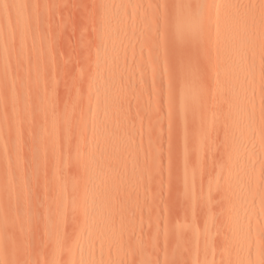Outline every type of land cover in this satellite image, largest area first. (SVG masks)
<instances>
[{
    "label": "rangeland",
    "instance_id": "obj_1",
    "mask_svg": "<svg viewBox=\"0 0 264 264\" xmlns=\"http://www.w3.org/2000/svg\"><path fill=\"white\" fill-rule=\"evenodd\" d=\"M178 1L0 0V264H74L93 171L106 264H264V0Z\"/></svg>",
    "mask_w": 264,
    "mask_h": 264
},
{
    "label": "bare ground",
    "instance_id": "obj_2",
    "mask_svg": "<svg viewBox=\"0 0 264 264\" xmlns=\"http://www.w3.org/2000/svg\"><path fill=\"white\" fill-rule=\"evenodd\" d=\"M181 1V2H180ZM180 1H178L179 2V6L177 7V9H178V13H177V15H176V18H175V22H176V31H177V33H180V34H184L185 32L187 33V32H193L195 29H196V25H197V23H196V21H197V17H196V15H195V12H197L198 13V15L200 16V15H202V14H204L205 13V11L204 10H208L209 8H210V0H204L202 3L203 4H201V5H199V6H197V9L195 8V11L193 12V14L191 13V11L192 10H190V13H189V10H188V8H187V3H185L183 0H180ZM199 2V1H198ZM200 2H201V0H200ZM232 2H230V0H224L223 2H222V4L219 6V13H217L216 14V16H215V18H216V20L217 21H220V30L222 31V33L223 32H225L229 27H230V21H229V18H230V15L232 14L231 13V11H232V9H231V5L233 4H231ZM196 4V3H195ZM195 4H194V7H195ZM197 5V4H196ZM234 6V5H233ZM234 10H235V8H233ZM233 10V11H234ZM218 12V11H217ZM197 15V16H198ZM200 18V17H199ZM198 22V21H197ZM185 33V34H186ZM176 34V33H175ZM188 35V34H187ZM186 35V36H187ZM184 36V35H183ZM186 36H185V38H186ZM191 36V35H190ZM189 36V37H190ZM189 40V39H188ZM227 43V42H226ZM229 43H230V41H228V44H227V46L229 45ZM221 65H222V67H225L224 66V64H222L221 63ZM232 67V66H231ZM233 68V67H232ZM232 68H231V70L230 71H233L232 70ZM229 71V70H228ZM227 71V72H228ZM235 73H236V71H235ZM234 73V74H235ZM228 74V77H231L232 75V72H230V73H227ZM227 76V75H226ZM103 118V121L102 122H107V120H106V117L104 118V117H102ZM100 115H99V113H93L92 114V118H91V121H90V125L92 126V127H95V126H99V128H100ZM97 128V127H96ZM96 131V130H95ZM102 131V130H101ZM97 132V131H96ZM98 133H99V131H98ZM102 133V135H103V132H101ZM101 136V135H100ZM102 137V136H101ZM101 137H99V135H98V138L100 139ZM98 139V140H99ZM102 142H103V139H102ZM105 146V145H104ZM241 148V147H240ZM102 149V148H101ZM103 149H104V151H105V148L103 147ZM245 150H246V148H243V150H242V153L243 152H245ZM249 153L248 152H245V153H243V155H241V152H238V147H236V149L234 150V151H232V153L230 154V161L231 162H233L231 165H230V169H232V170H235L236 172L237 171H240V170H238V165L237 164H242V162L244 161V159H245V157H246V155H248ZM249 156V155H248ZM248 156H247V158H248ZM237 161H239V162H237ZM240 161H242V162H240ZM95 172V173H94ZM97 173V171H93L92 172V174L90 175V184H89V190H88V192H87V199L86 200H84V202H83V204H84V208H83V211H84V213L86 214H88V217H89V219H88V223H87V225L85 226V227H83L82 228V230L79 232V234H78V237H79V239H80V244H79V246H75L74 247V251H73V253H72V255H73V257H74V260H73V258H72V261H74V264H104V260L100 257V256H98V257H95L94 255L96 254V253H99V252H101V250L99 251V252H96L95 253V251L96 250H94V246H95V242H96V239L97 238H99V237H96V236H98V235H102V233H100V234H98L97 235V229H98V223H100V222H102V221H99V219H98V212H99V210H97V207L99 208L100 206H97L98 205V203H97V205H95V201L97 202V201H99L98 200V197H99V193H100V191H101V189H103V187H101V179H100V177L99 178H96L95 179V177H96V175H99L100 173H98V174H96ZM101 175V174H100ZM240 175H241V177L239 178V181H238V183L239 184H237V182H236V185L234 186V188H233V192H232V194H233V196L236 198V196H237V194L240 192V189H242V187H240V186H245V191L248 193V196H250V194H251V192H252V184L251 183H245V180H247V179H249V180H251V179H253V181L255 180V177L253 178V175L254 174H252V172H250V171H248V174H245V173H243L242 174V171H241V173H240ZM102 176V175H101ZM98 177V176H97ZM103 177V176H102ZM107 177V176H106ZM106 177L104 178L105 179V181H106ZM92 178H93V180L95 179V181H92ZM108 178L110 179V176H108ZM104 179H103V181H104ZM111 180V179H110ZM108 181V183L110 182L111 183V181ZM107 183V182H106ZM107 183V184H108ZM103 186H104V184H102ZM239 185V186H238ZM109 186H111V184L109 185ZM108 185H107V187H109ZM100 187H101V189H100ZM104 187H106V186H104ZM238 187H240V188H238ZM110 188V187H109ZM109 188H107V189H109ZM105 189V188H104ZM104 189L102 190V191H104ZM62 192H63V190H62ZM104 193V192H103ZM102 196V195H101ZM101 198V197H100ZM101 201V200H100ZM105 201V200H104ZM102 202V201H101ZM100 202V203H101ZM107 202H109V201H107ZM260 203H262V205H263V211H264V194H263V197L260 199V201H259ZM99 203V204H100ZM103 203H106V201L105 202H102L101 204H103ZM107 204V203H106ZM107 206H109V205H107ZM104 208V209H103ZM103 208H101L102 209V211L103 210H105L106 211V208L103 206ZM109 208V207H108ZM96 210L98 211V212H96ZM101 211V210H100ZM101 211V212H102ZM101 212H99V213H101ZM103 213H105L104 211H103ZM232 215H231V217H230V220H229V223H230V226H231V234H232V239H234V240H236V239H238V238H243L244 236H248L249 234H250V230L249 229H243V224H247V223H249V224H251V223H253V227H254V229H253V231H255V229L256 228H258L257 227V224H256V221H255V218L251 215V214H247V215H244V206H242V205H236V206H234V208H233V211H232ZM99 215H101V214H99ZM105 215V214H104ZM103 215V216H104ZM102 216V215H101ZM100 217V216H99ZM100 218H102V217H100ZM105 218L107 219V215L105 216ZM97 220L99 221L98 223H97ZM104 223H105V221H103ZM102 225V223L100 224V226ZM105 226L104 227H107L108 225H106V224H104ZM104 227H102L103 229H105ZM109 228V227H108ZM102 229V230H103ZM100 230H101V228H100ZM100 230H99V232H100ZM109 230H110V228H109ZM108 230V232H111V230L113 231V229H111L110 231ZM105 231V230H104ZM98 232V233H99ZM106 232V231H105ZM105 232H104V234H103V236L104 235H107V234H105ZM107 233V232H106ZM112 235L114 234V233H111ZM110 235V234H109ZM108 235V236H109ZM108 236H107V240H108ZM117 236V235H116ZM115 236V237H116ZM100 237H102V236H100ZM112 237V236H111ZM106 238V237H105ZM110 238V237H109ZM114 238V237H113ZM102 239H104V238H101V239H97V241L98 240H102ZM100 241H98V242H100ZM103 241H105V240H103ZM109 241V240H108ZM108 241H106V242H104V244L105 243H107V244H105V246L106 245H108L109 243H108ZM102 245H103V242H102ZM117 248V247H116ZM109 248L107 247V249L106 250H108ZM241 249H243V246H241L240 247V250ZM118 249H116V251H117ZM104 252H105V249H104ZM103 252V253H104ZM95 253V254H94ZM103 253H102V255H103ZM99 255H100V253H99ZM105 257V256H104ZM106 257H107V254H106ZM200 257V256H199ZM106 259V258H105ZM108 259V258H107ZM107 259H106V261H107ZM195 259H193V261H194ZM203 261H204V259H203ZM108 262V261H107ZM195 262V261H194ZM194 262H192V264L194 263ZM206 262H209V260L207 259L206 260ZM205 262V263H206ZM105 264H106V262H105ZM195 264V263H194ZM206 264H208V263H206Z\"/></svg>",
    "mask_w": 264,
    "mask_h": 264
}]
</instances>
